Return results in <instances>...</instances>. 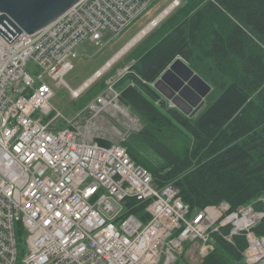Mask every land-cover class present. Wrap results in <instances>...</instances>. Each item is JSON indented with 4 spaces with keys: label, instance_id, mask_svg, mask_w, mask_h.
Returning a JSON list of instances; mask_svg holds the SVG:
<instances>
[{
    "label": "built area",
    "instance_id": "obj_1",
    "mask_svg": "<svg viewBox=\"0 0 264 264\" xmlns=\"http://www.w3.org/2000/svg\"><path fill=\"white\" fill-rule=\"evenodd\" d=\"M153 1L78 0L39 34L23 30L12 42L0 34V264H175L189 244L203 258L216 234L234 243L243 231L250 242L244 260L262 264L264 252L251 249L255 237L264 250V236L251 229L264 208L231 209L224 200L191 210L176 182L159 185L131 156L126 141L144 125L121 106L117 87L131 65L65 124L50 102L53 84L79 98L115 63L71 88L65 76L84 40L100 44L104 30L120 33ZM181 3L172 0L131 40Z\"/></svg>",
    "mask_w": 264,
    "mask_h": 264
},
{
    "label": "trees",
    "instance_id": "obj_2",
    "mask_svg": "<svg viewBox=\"0 0 264 264\" xmlns=\"http://www.w3.org/2000/svg\"><path fill=\"white\" fill-rule=\"evenodd\" d=\"M177 8L161 23L166 35L117 82L122 99L145 121L126 145L159 185L176 182L191 210L224 200L231 209L247 204L263 209L264 0H191ZM179 55L219 93L196 119L169 106L151 85ZM169 130L188 143L178 148L162 139ZM138 141L160 161L140 156ZM251 230L263 237L264 217ZM215 236V249L199 264H245L247 231L234 235L235 244Z\"/></svg>",
    "mask_w": 264,
    "mask_h": 264
},
{
    "label": "rangeland",
    "instance_id": "obj_3",
    "mask_svg": "<svg viewBox=\"0 0 264 264\" xmlns=\"http://www.w3.org/2000/svg\"><path fill=\"white\" fill-rule=\"evenodd\" d=\"M172 0H155L153 1L148 8L142 12L137 18H135L124 30H122L118 34H113L108 30H104V37L101 39L100 44H97L95 41L91 39L84 40L78 47L79 56L73 59L74 68L71 70L66 76L65 80L71 88H77L84 81H86L89 77H91L96 70L101 68L115 53L121 50L138 32H140L146 25L156 17L166 6L171 3ZM191 0H182V4H186ZM179 9V8H177ZM176 9L172 10L168 15L164 18L168 19ZM162 20L160 24L165 21ZM164 23V22H163ZM159 24V25H160ZM156 26L150 32L146 33L142 36L131 48L127 50L119 59L115 61V63L109 68L100 78L96 80L89 88L85 90V92L79 98H73L71 96V90L67 86H59L53 84L55 89V95L51 99L52 105L59 111L63 113L65 119H62V123L65 124L67 120L75 119L80 112H82L85 108L88 107V104L91 100H93L97 94H99L104 88L107 86L106 82L110 78H116L117 73L124 70L126 67L132 65L134 63L135 58L140 56L142 52L141 48H148L152 44V38L158 33L162 32L167 28L165 24H161L160 26ZM154 33V34H153ZM29 69L33 68L32 64L29 65ZM196 70V69H195ZM197 71V70H196ZM198 72V71H197ZM211 84V83H210ZM212 85V84H211ZM213 86V85H212ZM123 92V89H120ZM123 94V93H122ZM219 95L218 91L213 87L211 92L205 97L203 105L199 106L192 114H190L192 119H196L198 115L203 111L205 107H207L210 103H212L217 96ZM169 106L170 101L166 99ZM121 106L133 117L139 120V127L145 124L144 118L141 115V112L134 108L132 105L127 103L124 99H120ZM175 107V106H171ZM48 119V117H47ZM120 126H124L123 123H120ZM138 127V129H139ZM138 133L137 129L131 133L126 143L133 139V137ZM183 136L182 133L178 131H166L165 134H161V138L170 141L171 144L178 147L181 145V142L187 144V140L184 139L181 141ZM172 139V140H171ZM188 139V137H187ZM174 141V142H172ZM179 142V143H178ZM137 144V148L141 153L140 156L147 157L152 161H160L159 157L149 149L143 142L138 141L135 142ZM179 148V147H178ZM264 195L260 196V199L263 198ZM19 252L20 258L22 254L26 250L25 245V236L22 235L19 241ZM202 258L198 254V244L192 243L185 247L183 252L180 254L178 258V263L180 264H199ZM245 261V260H244ZM260 263L264 264V258L260 261ZM245 264H248L245 261Z\"/></svg>",
    "mask_w": 264,
    "mask_h": 264
},
{
    "label": "water",
    "instance_id": "obj_4",
    "mask_svg": "<svg viewBox=\"0 0 264 264\" xmlns=\"http://www.w3.org/2000/svg\"><path fill=\"white\" fill-rule=\"evenodd\" d=\"M78 0H0V34L12 42L23 30L39 34ZM185 115L203 105L213 86L177 56L154 84Z\"/></svg>",
    "mask_w": 264,
    "mask_h": 264
},
{
    "label": "bare ground",
    "instance_id": "obj_5",
    "mask_svg": "<svg viewBox=\"0 0 264 264\" xmlns=\"http://www.w3.org/2000/svg\"><path fill=\"white\" fill-rule=\"evenodd\" d=\"M171 9H172V6L166 8L165 11H163L162 14L156 19V22L159 21L160 19L164 18L171 11ZM151 26L152 25H150L148 28H145V30L142 31L139 35H137L136 38H134L133 40H131L129 44L125 45L121 50H119L115 54V56L112 59H110V61L108 62V64L105 67L108 68L109 65H111L114 61H116L124 53H126L129 48H131L140 38H142L143 35H145L149 31V28ZM101 72H102V70L99 73H101ZM95 77H93L90 81H92ZM90 81H88L87 83H89ZM258 249L261 250V252H264V250L262 248H260L259 242L255 239V237H253L252 238V249L251 250L252 251H256Z\"/></svg>",
    "mask_w": 264,
    "mask_h": 264
},
{
    "label": "crops",
    "instance_id": "obj_6",
    "mask_svg": "<svg viewBox=\"0 0 264 264\" xmlns=\"http://www.w3.org/2000/svg\"><path fill=\"white\" fill-rule=\"evenodd\" d=\"M167 32H168V31H167V28L164 29L162 32H158V33L152 38V40H151V41H152V44H151L150 47H148V48H143V47H142V48H141V49H142V50H141L142 52L140 53V56L143 55V54H144L145 52H147L148 50H150L153 46H155V44H156L158 41H160V40L166 35ZM147 33H148V32H147ZM153 34H154V33H153ZM136 44H137V43H136ZM115 54H116V53H115ZM115 54H114L110 59H112V58L115 56ZM140 56H138V57H140ZM179 56H180V55H179ZM138 57H137V58H138ZM137 58H135V61H136ZM110 59H109V60H110ZM109 60H108V61H109ZM108 61H107V62H108ZM186 61H187V60H186ZM107 62H106V63H107ZM187 62H188V61H187ZM106 63H105V64H106ZM105 64H104V65H105ZM188 64H189V63H188ZM189 65H190V64H189ZM190 66H191V65H190ZM191 67H192V66H191ZM195 71H196V70H195ZM196 72H197V71H196ZM156 90H157V89H156ZM157 91H158V90H157ZM158 92H159V91H158ZM159 93H160V92H159ZM160 95L162 96L163 99L166 100V98H165L161 93H160Z\"/></svg>",
    "mask_w": 264,
    "mask_h": 264
}]
</instances>
